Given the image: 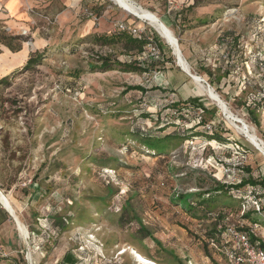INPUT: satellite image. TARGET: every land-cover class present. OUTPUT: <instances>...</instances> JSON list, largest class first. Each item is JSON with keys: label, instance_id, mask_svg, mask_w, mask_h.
I'll return each mask as SVG.
<instances>
[{"label": "rangeland", "instance_id": "374dc122", "mask_svg": "<svg viewBox=\"0 0 264 264\" xmlns=\"http://www.w3.org/2000/svg\"><path fill=\"white\" fill-rule=\"evenodd\" d=\"M194 1L203 14L200 27L189 36L210 41L212 34L213 38L218 34L212 47L204 48L211 42L197 40L202 46L194 51L196 59L202 64L211 57L210 62L216 60L218 82L223 80L226 85L232 76L246 74L248 98H256V105L243 114L228 108L264 143V0ZM28 6L33 19L23 36L29 53L41 59L0 77L6 76V82L0 84V191L8 196L28 232L27 239L19 232V264H58L67 252L77 264H144L141 259L149 264H177L169 251L185 264H227L207 246L200 227L211 229L207 214L238 209V201L222 192L211 194L209 204L199 205L191 198L190 213L171 199L204 192L216 182L232 181V176H226L231 153L223 141L229 136L253 154L244 178L264 182V157L218 107L223 123L213 135L221 140H209L211 135L202 129H190L199 115L197 110L178 113L181 106L170 103L168 94L150 93L156 89L152 80L167 85L162 73L144 81L138 72L101 66L105 56L125 64L130 60L120 46L102 41L101 24L111 32L114 22L125 21L119 18L121 13L133 16L114 2L88 0V10L76 8L75 18L61 23L58 5L39 7L38 0H32ZM102 6H109L105 16ZM144 22L172 53L156 29ZM0 31L8 33L4 28ZM178 46L180 50L179 40ZM213 47L218 49L216 53L211 51ZM215 91L230 96L225 88ZM190 130L193 133L189 134L202 136L188 138L167 156L149 154L123 140L129 132L163 136ZM93 158L95 163H91ZM257 187V196L263 200L264 187ZM127 198L159 245L132 238L135 225L118 224L119 210ZM222 202L230 205L223 207ZM84 207L90 212L103 209V213L84 224L71 219L66 230L54 226V216L72 218L77 208ZM198 218L203 221L195 220ZM32 245L36 252L31 253Z\"/></svg>", "mask_w": 264, "mask_h": 264}, {"label": "trees", "instance_id": "16d2710c", "mask_svg": "<svg viewBox=\"0 0 264 264\" xmlns=\"http://www.w3.org/2000/svg\"><path fill=\"white\" fill-rule=\"evenodd\" d=\"M189 6H184L180 9L171 10L175 11V16L180 17L181 14L184 13V11H188L192 9L193 7H197V2L194 0ZM88 0H84L83 7L85 10H88L86 8V3ZM198 8V7H197ZM92 9V8H91ZM199 9V8H198ZM98 10V9H96ZM99 15L101 14V10L98 11ZM91 14V13H90ZM126 26L128 27H136L133 23H130L128 20L122 21ZM138 28V27H136ZM111 35V36H108ZM102 41L105 45H111V46H120L119 48L123 50L124 53L127 55H130L129 57V63H121L119 60H113L108 59L106 56L105 58H101V66L106 70H112L113 67H121L124 72H150L151 78H153L154 74L159 71V69L154 68V64L156 62H164L165 60H168L172 63L173 56L171 55L170 49L167 46H164L162 41L158 38L157 34H155L153 31L146 32L143 30V37L142 39H137L133 37L128 32H118V31H109L108 34L102 35ZM150 38L151 40H148ZM27 41V37H24L23 35H11L4 31H0V44L4 45L10 52L16 53L19 52L22 49V43ZM148 45L155 46L156 51L158 54L150 55L146 53L148 49ZM216 49V50H215ZM211 51L216 53L218 51L217 48H212ZM148 59L150 60L145 64L141 63L142 59ZM41 59V56H38L37 54H30L28 55V58L26 59L25 67H31L35 63H37ZM216 60H214L215 63ZM23 63V64H24ZM122 65V66H120ZM216 65V64H215ZM24 66V65H23ZM22 66V67H23ZM19 68V69H22ZM217 67V66H216ZM233 70V69H232ZM234 72V70H233ZM226 73V71L224 72ZM233 77V76H232ZM242 77V76H241ZM242 79V89H247L249 85V81L245 80V78ZM6 76L0 79V84L5 83ZM135 90L140 91V87L135 86L133 87ZM248 105L245 106V108H250V105H256L254 102L256 101V98H248ZM172 104L179 107L177 110L178 113H180L183 109L189 110H197L201 115V121H198L197 118L192 121V126H190V129H202L205 133L211 135L207 136L209 140L213 139H219L221 138L213 135L218 134V129H221L219 125H222L223 120L220 117L219 120L215 121L213 120L214 117H209L208 115H205L206 108L203 106L202 103H200L197 100H189L185 103H176L175 101L171 102ZM173 105V106H174ZM216 110V109H215ZM191 125V124H190ZM205 125H210V129L206 130ZM188 133V134H187ZM193 133L192 130L180 133H171L166 134L163 136H155L152 134H141L139 132L131 134H127V137L123 140H128L131 143H135V145H138L139 147H143L147 149L149 154L153 155H159V156H167L172 151L177 150L188 138L190 137H196L200 136L201 134H189ZM202 136V135H201ZM215 137V138H214ZM225 138V145L226 149L229 150L231 153L230 162L229 164L234 161L235 157L237 156H244L246 159L244 163L236 168V178L234 182H230L228 184L216 182V185L212 188L206 189L204 192H199L198 194L191 195V194H178L175 196L176 198L171 199V203H175L174 205H178L181 209H183L186 212H190V206L192 202L190 201L191 198L197 199V203L199 205L203 204H209L210 203V197L211 194L215 193H224L231 196L232 199L235 201H238V209H231L228 211H212L209 212L207 215L209 218H211L212 222V228L208 229L205 225L201 228V232L203 233L205 237V243L207 246L212 249L215 253L219 254L221 257L224 258V260L227 262V264H230L223 254L220 252V248L222 247H229L230 241L228 238V235L226 234L227 229L231 224H234L238 220L242 222L244 226V233L248 237V240L250 243L254 246H258L264 249V239L260 237L259 234V222L258 220L254 222H250L251 216L257 215L264 217V199L262 200L260 196H257V193L260 189H258L257 185H261V187H264V182L256 180V178H250L246 177L244 178L243 172H246V169L251 166L253 162V154L249 152L247 148L244 147L241 141L238 139H234V137L231 138ZM96 159H91V163H95ZM228 164V165H229ZM239 174L242 176L240 177ZM248 175V173H247ZM227 178L229 177L226 174ZM199 191L203 189V187L198 188ZM104 199V198H103ZM92 200L85 199L84 201ZM105 200V199H104ZM225 202V201H224ZM222 202L221 206L225 207L230 204H226ZM254 202L258 205L259 210H257V207L255 206ZM118 209V208H117ZM118 214V224L122 227L128 226V225H135L136 230L131 234L132 238L137 237L138 241H143L144 239H149L150 241L154 242L155 239L153 237V233L149 230L147 226L143 223L141 218L139 217L138 213L136 212L133 204L131 203V198H127V200L124 201L122 204ZM103 213V209H97L96 211H89L86 207L81 209H76L75 216L65 217L63 215H56L54 216V226L57 225L62 230H66V225L71 221L74 220L79 224L87 223L88 221H94V216L101 215ZM193 213V212H190ZM224 213V214H223ZM192 217L195 218V214H192ZM198 221H203L201 218L195 219ZM66 223V224H65ZM202 226V225H201ZM157 245H159L157 242H154ZM132 244H134L132 242ZM173 255V259L177 264H185V262L178 256L174 255L172 251H169ZM77 259L70 253L67 252L62 257L61 261L58 264H77ZM160 264L159 262H157Z\"/></svg>", "mask_w": 264, "mask_h": 264}, {"label": "crops", "instance_id": "0c3cea01", "mask_svg": "<svg viewBox=\"0 0 264 264\" xmlns=\"http://www.w3.org/2000/svg\"><path fill=\"white\" fill-rule=\"evenodd\" d=\"M32 0H0V29L4 28L9 30L8 34L11 35H21V30L29 31V23L32 22V15L29 14V2ZM93 1V0H92ZM135 3L136 6L143 10L152 13L167 29L175 33L177 40L180 41V53L186 64L188 65V71L184 70L181 66H178L174 61L169 62L165 60L164 62H156L154 68L159 69L158 72L163 74L164 80L167 85L157 84L153 78L150 76V72H142V80H152L156 89L150 93H163V95L168 94V99L170 103L175 101L176 103H185L189 100H197L203 104L206 108L205 115L209 117H214L213 120L217 121L220 119V114L217 112V104L211 100L203 90L202 86L195 82L193 75L198 76L202 79V83L208 85L217 97L223 101L226 106H230L234 112H241L242 114L246 110L245 106L248 103V96L250 93L247 89H242V77L245 78L246 74L242 73V77L233 76L231 82L226 85L223 80L218 82V75L215 68V63L202 64L196 59V53L194 51L198 50L202 43L198 41H203V43H208L207 46L212 47L214 42L218 40V34H213L210 36V41L204 40L201 36L199 39L191 38V33H195L200 27V19L202 18L203 11L197 7H193L188 11H184L180 17L175 16V11L172 7L168 5L169 1L184 2V6H189L192 1L189 0H128ZM60 2V4H59ZM84 0H38V6L45 7L46 5H58L56 11L58 13V19L60 23L66 19L75 18L76 8L83 10ZM97 3V0H95ZM101 6V2H98ZM37 6V7H38ZM181 7V8H182ZM102 14H107L109 12V6H102ZM178 10V9H177ZM74 15V16H73ZM133 15V14H132ZM119 18L122 20H128L133 23L136 27L145 30L146 32H151L152 29L147 26L143 19L136 16H129L127 14L121 13ZM66 21V20H65ZM101 31L104 35L108 34L110 31L105 24H101ZM36 30L33 29L32 34H36ZM198 40V41H197ZM214 41V42H213ZM32 42V41H31ZM37 47H41V43L36 39L35 41ZM179 47V46H178ZM30 48L27 46L26 42L22 43V49L19 52L12 53L4 45L0 44V77L5 75L14 69L21 68L23 63L28 58ZM148 55V49L146 51ZM172 55V53H171ZM150 58L142 59V64L147 63ZM217 69V70H216ZM156 72V73H158ZM214 72V73H212ZM219 72V71H218ZM155 73V74H156ZM249 81V78H246ZM223 86V87H222ZM225 88L229 90V97H224L217 94L215 89ZM224 91V90H223ZM213 101L215 104L210 102ZM239 104V105H238ZM219 108V107H218ZM216 109V110H215ZM229 109V108H228ZM230 111V110H229ZM223 114V113H222ZM14 208V207H13ZM16 216V210L14 209ZM18 219V216H16ZM250 222L258 220L260 228L259 234L262 239H264V217L252 215ZM19 220V219H18ZM20 222V221H19ZM22 241L20 238L18 226L15 222L13 216L8 212V210L0 202V264H19L18 254L21 252ZM31 253L36 252V247L33 245L30 247ZM37 255V254H36ZM36 257V256H35Z\"/></svg>", "mask_w": 264, "mask_h": 264}, {"label": "bare ground", "instance_id": "6f19581e", "mask_svg": "<svg viewBox=\"0 0 264 264\" xmlns=\"http://www.w3.org/2000/svg\"><path fill=\"white\" fill-rule=\"evenodd\" d=\"M111 1L114 2L117 6H120L121 9L134 14L135 16L143 19L144 21H147L151 26H153V28H155L160 33L163 39H165L173 47L177 55L178 61L180 63V66L184 70L188 71L189 69L188 65L182 58L181 53L179 54L178 52L179 47H178V42H176L175 40L176 37L152 13L141 9L140 7L136 6L135 4L127 0H111ZM193 78L196 83L202 86L203 90H205L206 95L217 104V106L220 108L221 112L229 121V123L233 126V128L238 133L242 134L247 139V141L254 148H256L260 152V154L264 157V143L256 137L254 130L251 127H249L243 120L233 115L229 111L226 104L217 97L216 93H214L213 90H211L210 87H208L206 84L202 83V79H200L196 75H193ZM0 202L15 219V222L18 226V230L21 233V235L25 239H27L28 232L26 228L19 222V220L15 216L14 208L8 196L4 195L1 191H0ZM141 262L144 264H149V262L145 259H141Z\"/></svg>", "mask_w": 264, "mask_h": 264}, {"label": "built area", "instance_id": "2783aa9c", "mask_svg": "<svg viewBox=\"0 0 264 264\" xmlns=\"http://www.w3.org/2000/svg\"><path fill=\"white\" fill-rule=\"evenodd\" d=\"M168 5L172 7L174 10L180 9L184 2H175V1H169ZM89 15H91L89 13ZM113 31L118 32H128L133 37L137 39H142L143 37V29L136 28V27H128L126 24H124L122 21H116L112 25ZM6 31H9L8 29ZM28 32L26 30H21V35H26ZM148 40H151L148 38ZM148 53L150 55L158 54L156 51L155 46L148 45ZM235 71H239L238 67H235ZM155 76V74H154ZM153 76V78H154ZM198 116L196 117L198 121H201V115L198 112ZM211 127L210 125H205V129L209 130ZM244 156H237L235 157L234 161H232L228 167V171L226 174L228 176H232V182L235 181L236 176V168L240 165H242L245 161ZM255 206L257 207V210H259L258 205L256 202H254ZM244 226L241 221H237L234 224H231L229 228L226 231V234L228 235L230 246L229 247H222L220 248L221 254L225 257V259L230 264H264V249L258 246H254L250 243L248 240V237L243 231ZM264 243V241H263Z\"/></svg>", "mask_w": 264, "mask_h": 264}, {"label": "water", "instance_id": "95a60500", "mask_svg": "<svg viewBox=\"0 0 264 264\" xmlns=\"http://www.w3.org/2000/svg\"><path fill=\"white\" fill-rule=\"evenodd\" d=\"M111 1V0H110ZM128 1V0H127ZM120 7V6H119ZM126 12H128V11H126ZM128 13H130V12H128ZM130 14H132V13H130ZM134 15V14H133ZM135 16V15H134ZM137 17V16H136ZM139 18V17H138ZM155 29V28H154ZM158 34H159V36L160 37H162L161 35H160V33L157 31V30H155ZM163 38V37H162ZM176 40V42H178V40H177V38L175 39ZM164 41L166 42V44L172 49V54L174 55V57H175V59H176V64L178 65V66H180V63H179V61H178V58H177V55H176V53H175V50L173 49V47L164 39ZM177 47V46H176ZM178 52H179V54H180V50H178ZM208 86V85H207Z\"/></svg>", "mask_w": 264, "mask_h": 264}]
</instances>
